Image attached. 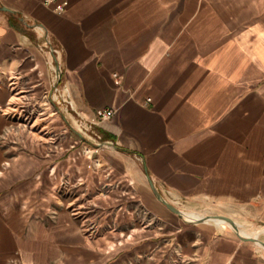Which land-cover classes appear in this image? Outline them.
<instances>
[{"label":"crops","instance_id":"obj_1","mask_svg":"<svg viewBox=\"0 0 264 264\" xmlns=\"http://www.w3.org/2000/svg\"><path fill=\"white\" fill-rule=\"evenodd\" d=\"M262 228L264 0H0V264H264Z\"/></svg>","mask_w":264,"mask_h":264},{"label":"water","instance_id":"obj_2","mask_svg":"<svg viewBox=\"0 0 264 264\" xmlns=\"http://www.w3.org/2000/svg\"><path fill=\"white\" fill-rule=\"evenodd\" d=\"M3 8H4V10H9L7 7H3ZM164 202H165V204H166L171 210H173L174 212H176V213L182 215L187 221H191V220H188V219L186 218V216L184 215V213H183L182 210L178 209L177 207H175L174 205H172V204H170V203H168V202H166V201H164ZM213 217L220 218V219H223V220L229 222L230 225L233 227V229L238 230L237 225H236L235 221H234L232 218H230V217H228V216H225V215H213ZM204 218H205V217H204ZM204 218H202V220H203ZM195 222H198V221H195ZM241 237H242L243 239H246V240H247V238L244 237L243 235H241ZM251 240H257V239H251Z\"/></svg>","mask_w":264,"mask_h":264},{"label":"built area","instance_id":"obj_3","mask_svg":"<svg viewBox=\"0 0 264 264\" xmlns=\"http://www.w3.org/2000/svg\"><path fill=\"white\" fill-rule=\"evenodd\" d=\"M115 110L112 108H105L98 111V114L101 118L107 119L110 118L114 114ZM94 165H98V163H94Z\"/></svg>","mask_w":264,"mask_h":264},{"label":"rangeland","instance_id":"obj_4","mask_svg":"<svg viewBox=\"0 0 264 264\" xmlns=\"http://www.w3.org/2000/svg\"><path fill=\"white\" fill-rule=\"evenodd\" d=\"M183 211H185V210H183ZM186 211H188V210H186ZM190 211H195V213L201 214V215H205V216L209 215V213H208L209 210L206 209V208H204V206H200V205H198V208L197 209L191 208V210H189V212Z\"/></svg>","mask_w":264,"mask_h":264},{"label":"bare ground","instance_id":"obj_5","mask_svg":"<svg viewBox=\"0 0 264 264\" xmlns=\"http://www.w3.org/2000/svg\"><path fill=\"white\" fill-rule=\"evenodd\" d=\"M184 213V212H183ZM205 217V218H204ZM204 217H198L197 218V220H202V218H204V219H217V220H221V221H225V220H223V219H220V218H216V217H213V215H209V216H204ZM227 221H225V223H226ZM227 223H229V222H227ZM230 224V223H229ZM243 230V229H242ZM241 230H239V232H240ZM261 231H264V228H262V229H260V230H258L257 231V233H261ZM241 234V233H240ZM242 235V234H241ZM254 235V234H253ZM257 237V236H256ZM247 239H249V238H247Z\"/></svg>","mask_w":264,"mask_h":264}]
</instances>
